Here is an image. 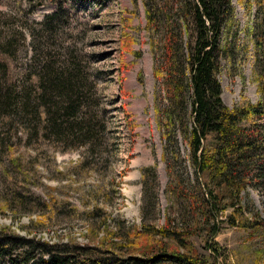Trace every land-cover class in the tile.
<instances>
[{"label": "rangeland", "instance_id": "1", "mask_svg": "<svg viewBox=\"0 0 264 264\" xmlns=\"http://www.w3.org/2000/svg\"><path fill=\"white\" fill-rule=\"evenodd\" d=\"M178 5L176 0H0V92L26 96L43 69H74L84 79L88 99L76 113L91 121L103 143L102 153L84 168L82 143L63 148L0 102V230L48 243L99 246L121 243L131 226L139 228L144 220L157 227L170 222L177 232H193L182 236L181 251L206 253L200 230L204 191L179 124L164 134L169 100L154 76L162 13L170 12L173 20ZM231 5L233 18L221 34L217 76L228 108L258 102L257 79L264 75V0H231ZM59 7L63 14L55 32L43 21ZM147 8L155 16L150 30ZM182 107L190 121L186 100ZM61 149L66 150L56 152ZM262 186L264 177L242 192L244 211L236 216L238 222L264 224ZM143 189L150 204L146 219ZM47 194L58 202L47 204ZM232 214H220L223 222L212 238L221 251L220 263L264 264V227L229 226ZM104 218L101 227L90 225ZM140 239L117 253L141 257L163 242L166 247L172 243L160 236Z\"/></svg>", "mask_w": 264, "mask_h": 264}, {"label": "trees", "instance_id": "2", "mask_svg": "<svg viewBox=\"0 0 264 264\" xmlns=\"http://www.w3.org/2000/svg\"><path fill=\"white\" fill-rule=\"evenodd\" d=\"M176 2L179 3L176 18L170 19L169 12L162 13L160 19L165 20L160 26V60L154 76L161 80L169 100V107L163 113L164 134L179 124L194 176L204 191L200 230L205 235L206 253L181 251L186 242L182 236L193 234L191 229L177 232L170 222L167 226L157 227L144 220L139 228L131 226L121 243L112 240L99 246L48 243L35 238L26 239L3 229L0 230V264H221L219 245L212 238L220 231L223 221L218 218L222 212L233 211L226 221L229 226L264 227L261 221H251L250 224L249 219L238 222L236 218L244 211L242 192L264 177V75L257 79L261 97L258 102L243 101L228 108L222 102L217 76L221 34L233 18L231 0ZM62 14V7H59L44 18L43 24L56 32L57 20ZM146 17L150 30L154 27L155 16L149 8ZM50 22L54 24L50 25ZM43 70L39 83L32 86L26 96L12 97L0 92V102L5 101L6 110L13 113L15 110L17 117L22 115L20 119L25 125L37 126L63 148H67L68 143H82L81 165L87 168L90 159L101 151L100 143L102 147L103 143L96 139L97 130L91 121L78 117L76 113L88 100L83 93L84 79L76 70L65 67ZM185 100L190 106V121L181 114L185 111L182 107ZM52 161H55L53 156ZM47 196L48 199L44 200L47 204H54V200L58 202V198ZM146 202V190L143 189V219L147 217L146 207L150 206ZM94 222L90 225L95 228L104 225L106 220L104 218L98 224ZM115 227L118 232L120 228L117 224ZM144 236H160L162 242L167 238L172 243L166 247L163 242L154 253L145 252L141 257H123L117 253L120 248L128 250Z\"/></svg>", "mask_w": 264, "mask_h": 264}]
</instances>
